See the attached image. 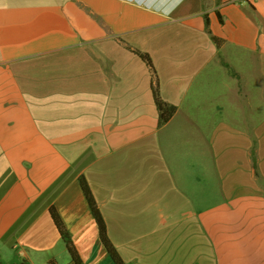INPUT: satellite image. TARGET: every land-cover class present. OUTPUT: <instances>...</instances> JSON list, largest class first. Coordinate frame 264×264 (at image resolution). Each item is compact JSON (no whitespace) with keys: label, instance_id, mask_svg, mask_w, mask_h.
Returning a JSON list of instances; mask_svg holds the SVG:
<instances>
[{"label":"crops","instance_id":"obj_1","mask_svg":"<svg viewBox=\"0 0 264 264\" xmlns=\"http://www.w3.org/2000/svg\"><path fill=\"white\" fill-rule=\"evenodd\" d=\"M81 178L123 264H264V0H0V264H116Z\"/></svg>","mask_w":264,"mask_h":264},{"label":"trees","instance_id":"obj_2","mask_svg":"<svg viewBox=\"0 0 264 264\" xmlns=\"http://www.w3.org/2000/svg\"><path fill=\"white\" fill-rule=\"evenodd\" d=\"M141 55H142V57L147 59L146 55H143V54H141ZM155 102H156L157 108L159 110V123L163 124L173 115V113L175 111V107L161 101L157 97V95H155ZM80 184L82 186V189L84 191L86 199L90 205V209H91V211L95 217V220L97 222L99 236H100V239H101L103 245L105 246L106 250L108 251V253L110 254V256L112 257V259L114 260V262L116 264H123L122 260L118 256L116 250L114 249L112 244L109 242L108 238L106 237V229H105L104 221H103L102 216H101V214H100V212H99V210H98V208H97V206H96V204L92 198L89 187L83 178L80 179ZM52 216H53L54 221H55V223H56V225H57V227L61 233V236H62V238L66 244L67 250L70 253V256L72 258L73 263L74 264H81L80 261L78 260V257L75 253V250H74V248H73V246L69 240L68 235L64 231L57 215L53 211H52Z\"/></svg>","mask_w":264,"mask_h":264}]
</instances>
